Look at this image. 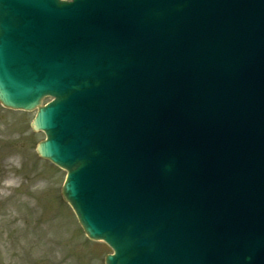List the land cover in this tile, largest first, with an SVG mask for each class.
<instances>
[{
	"label": "water",
	"instance_id": "obj_1",
	"mask_svg": "<svg viewBox=\"0 0 264 264\" xmlns=\"http://www.w3.org/2000/svg\"><path fill=\"white\" fill-rule=\"evenodd\" d=\"M123 2L0 0V103L38 109L37 151L68 171L62 196L114 250L105 264H264V0H173L201 48L233 52L221 89L178 105L188 132L179 113L129 118L130 83L112 84L119 41L135 42ZM232 88L236 103L207 106Z\"/></svg>",
	"mask_w": 264,
	"mask_h": 264
},
{
	"label": "rangeland",
	"instance_id": "obj_2",
	"mask_svg": "<svg viewBox=\"0 0 264 264\" xmlns=\"http://www.w3.org/2000/svg\"><path fill=\"white\" fill-rule=\"evenodd\" d=\"M35 114L0 105V264H105L112 250L87 238L61 195L66 171L36 152Z\"/></svg>",
	"mask_w": 264,
	"mask_h": 264
},
{
	"label": "bare ground",
	"instance_id": "obj_3",
	"mask_svg": "<svg viewBox=\"0 0 264 264\" xmlns=\"http://www.w3.org/2000/svg\"><path fill=\"white\" fill-rule=\"evenodd\" d=\"M13 185V184H12ZM9 186V182H6L5 184H4V186L2 185V188H1V190H4L5 189V187H8Z\"/></svg>",
	"mask_w": 264,
	"mask_h": 264
}]
</instances>
